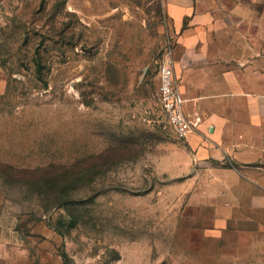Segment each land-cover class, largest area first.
<instances>
[{
	"label": "rangeland",
	"instance_id": "obj_1",
	"mask_svg": "<svg viewBox=\"0 0 264 264\" xmlns=\"http://www.w3.org/2000/svg\"><path fill=\"white\" fill-rule=\"evenodd\" d=\"M209 10L264 31V0H195ZM169 49L166 0H0V264H249L248 238L187 182L186 140L144 120ZM67 171V192L18 181Z\"/></svg>",
	"mask_w": 264,
	"mask_h": 264
},
{
	"label": "crops",
	"instance_id": "obj_2",
	"mask_svg": "<svg viewBox=\"0 0 264 264\" xmlns=\"http://www.w3.org/2000/svg\"><path fill=\"white\" fill-rule=\"evenodd\" d=\"M166 4L185 109L202 118L186 140L193 167L187 182L200 185L217 229L233 222L248 238V263L264 264V31L248 35L232 17L195 13V0ZM226 159L239 167H224Z\"/></svg>",
	"mask_w": 264,
	"mask_h": 264
},
{
	"label": "built area",
	"instance_id": "obj_3",
	"mask_svg": "<svg viewBox=\"0 0 264 264\" xmlns=\"http://www.w3.org/2000/svg\"><path fill=\"white\" fill-rule=\"evenodd\" d=\"M175 64L172 49H169L158 67V113L149 118L144 117V120L155 123L163 118L179 139L187 140L191 133L200 129L202 118L198 114L186 112V99L179 88Z\"/></svg>",
	"mask_w": 264,
	"mask_h": 264
},
{
	"label": "trees",
	"instance_id": "obj_4",
	"mask_svg": "<svg viewBox=\"0 0 264 264\" xmlns=\"http://www.w3.org/2000/svg\"><path fill=\"white\" fill-rule=\"evenodd\" d=\"M103 158L105 155H102ZM96 158H100V157H93L92 159H96ZM224 167H228V168H238V164L234 161H230L228 159L224 160ZM108 165L107 160H105V162H102V164H98L89 168L81 169L79 172V177L77 176L78 174H73L70 171H67L66 173H57L54 174L48 178L40 176V175H33L32 177L28 178L26 177V179H22V180H18L22 185H29V186H36L34 187V189L36 190V193L39 196H43L46 193H48L49 191L51 192H60L62 191V189L65 187V191H68L67 185L68 182L71 180V178H76L78 177V180L82 181V180H86L90 175L94 174V170L95 171H103V169ZM18 174H22V173H38V170H34V171H21V170H15ZM40 171V170H39ZM67 188V189H66ZM60 199H62V201L65 199L64 196L61 194V196L57 197L55 200L53 201H60ZM41 201L44 202V198L41 197ZM60 225L63 223L61 222V220L58 222ZM74 226L73 223V219L70 222V226L69 228H72ZM55 230L62 234L61 232V228L59 227H55ZM63 262L64 264H75L74 261L67 255V254H63ZM162 264H166L165 262H163Z\"/></svg>",
	"mask_w": 264,
	"mask_h": 264
}]
</instances>
